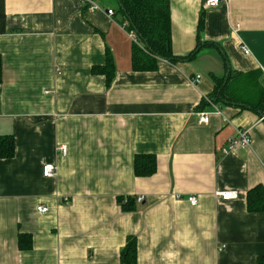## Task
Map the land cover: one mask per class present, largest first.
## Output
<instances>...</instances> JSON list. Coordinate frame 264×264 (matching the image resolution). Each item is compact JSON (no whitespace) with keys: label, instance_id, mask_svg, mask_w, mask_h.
<instances>
[{"label":"crops","instance_id":"1","mask_svg":"<svg viewBox=\"0 0 264 264\" xmlns=\"http://www.w3.org/2000/svg\"><path fill=\"white\" fill-rule=\"evenodd\" d=\"M94 1L99 8L0 0V135L16 139L15 155L0 159V264H123L129 236L137 264H258L264 212L248 210L247 193L264 185V112L244 101L264 91V0L210 8L170 0L173 52H198L191 61L160 59L152 71L133 68L138 40L119 23V1ZM108 54L110 83L92 70ZM231 71L242 73L241 104L200 108L214 90L211 75ZM202 111L210 114L201 124ZM241 128L251 145L225 153ZM137 154L156 156L153 175L136 176ZM46 163L56 175H43ZM227 190L238 196L216 194ZM121 197L135 208L125 210ZM20 233L32 236L31 248H20Z\"/></svg>","mask_w":264,"mask_h":264},{"label":"trees","instance_id":"2","mask_svg":"<svg viewBox=\"0 0 264 264\" xmlns=\"http://www.w3.org/2000/svg\"><path fill=\"white\" fill-rule=\"evenodd\" d=\"M121 14L119 23L128 31H133L138 43L134 45L132 53L133 68L137 71H152L158 68L160 59L171 62L191 61L197 55L198 48L187 55H176L172 48V18L170 0H118ZM204 27V16L200 17L199 31ZM217 46L213 42L204 43L202 46ZM199 47V45H198ZM201 48V47H200ZM228 68V59H224ZM93 72L105 74L110 83L115 75L113 58L108 54L104 65L93 67ZM214 90L208 98L202 100L200 108L212 104L237 103V83L243 80L242 73L231 71L228 75L218 76L212 74ZM3 79V61L0 55V83ZM243 101V100H241ZM245 104L264 112V91L257 102L244 101ZM245 107V105H241ZM16 139L13 134L0 135V159H8L15 155ZM157 170V158L154 154H137L134 163L136 176L147 177ZM125 210L135 208L133 199H119ZM247 206L250 212H264V185L258 184L247 193ZM19 246L21 249H29L32 246L30 234H19ZM123 264H137L138 248L135 236H129L127 243L121 252ZM258 264H264V256L258 260Z\"/></svg>","mask_w":264,"mask_h":264},{"label":"built area","instance_id":"3","mask_svg":"<svg viewBox=\"0 0 264 264\" xmlns=\"http://www.w3.org/2000/svg\"><path fill=\"white\" fill-rule=\"evenodd\" d=\"M90 9H97L99 8L98 5L96 4V2L94 0H83ZM223 0H205V6L210 8V7H216L218 6ZM107 13L109 15H113L114 14V10L113 9H108ZM132 35H135V33L133 31H131ZM246 53H250L249 49H247L245 46L243 47ZM262 70L264 71V66H262ZM201 80V75H196V77L193 79V82L198 84ZM49 92V91H47ZM214 105V104H212ZM221 108L217 107L215 105V112L217 113H221ZM210 112L208 111H202L199 113V123H205L208 120ZM252 143V139H251V135H250V130L249 129H238L236 134L231 137L228 141V144L226 147L223 148V151L225 153H228L230 150L234 149V148H238V147H248L250 146ZM61 150L63 153H66L67 149L65 145H62ZM57 173V166L54 163H46L43 166V175L46 177H52L54 175H56ZM217 195L221 196L222 199L224 200H228V199H232L238 196V193L236 191H231V190H227V191H217L216 192ZM144 199L143 196H138L137 197V201L142 202ZM189 202L192 205H197L198 204V197L195 195H191L188 197ZM48 208H44L42 207L43 211H46Z\"/></svg>","mask_w":264,"mask_h":264}]
</instances>
